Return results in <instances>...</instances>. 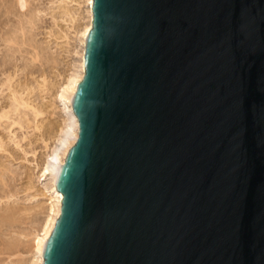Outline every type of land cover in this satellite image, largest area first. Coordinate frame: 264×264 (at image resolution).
<instances>
[{"label": "water", "instance_id": "obj_1", "mask_svg": "<svg viewBox=\"0 0 264 264\" xmlns=\"http://www.w3.org/2000/svg\"><path fill=\"white\" fill-rule=\"evenodd\" d=\"M85 68L42 264H264V0H94Z\"/></svg>", "mask_w": 264, "mask_h": 264}, {"label": "rangeland", "instance_id": "obj_2", "mask_svg": "<svg viewBox=\"0 0 264 264\" xmlns=\"http://www.w3.org/2000/svg\"><path fill=\"white\" fill-rule=\"evenodd\" d=\"M88 10L87 0H0V264H28L48 213L38 170L65 121L56 97L81 60Z\"/></svg>", "mask_w": 264, "mask_h": 264}, {"label": "bare ground", "instance_id": "obj_3", "mask_svg": "<svg viewBox=\"0 0 264 264\" xmlns=\"http://www.w3.org/2000/svg\"><path fill=\"white\" fill-rule=\"evenodd\" d=\"M87 1H88V6H89L88 22L84 24V26L78 31V36H77V38L79 37V42L81 44L80 45L81 46V51H80L81 60L79 64L76 66V68H74V70L68 75L64 84L60 85L61 87L58 90L57 97L55 96L61 102L62 110L66 116L65 121L63 122L58 132L59 134L56 133L58 134L57 135L58 137L56 138L55 143L50 147L49 152H47L48 155H46V159L45 161H43V164L40 167V170H38L40 172V174L38 175L39 176L38 179H40L45 185V190L47 194H49L48 197L50 199V204L47 207L48 213H46V217L44 218V221H42L40 229H37L34 233H32L34 244H33V249H32V257L30 258V261L28 262V264H42L43 263L44 248H45L46 241L48 237L50 236L55 226V223L61 213L63 192L58 188V178H59L60 168L62 164L65 162L69 149L76 142L79 136V126H80L79 118L74 110L73 102H74V96L78 88V85L85 74L86 38H87L89 31L91 30L93 26V2L94 0H87ZM16 100L17 102H19L17 98H15V101ZM18 104L19 105H17V109L19 108L18 106H20L21 104H24V102L23 103L19 102ZM8 114L9 113L5 112V114L1 115V117H6V116L8 117L9 116ZM11 213H12V210H11ZM13 214L11 215L13 216Z\"/></svg>", "mask_w": 264, "mask_h": 264}]
</instances>
